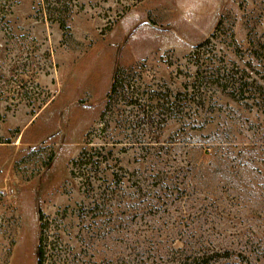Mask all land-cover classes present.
Returning <instances> with one entry per match:
<instances>
[{"label": "rangeland", "instance_id": "rangeland-1", "mask_svg": "<svg viewBox=\"0 0 264 264\" xmlns=\"http://www.w3.org/2000/svg\"><path fill=\"white\" fill-rule=\"evenodd\" d=\"M1 22L0 264H37L39 211L57 226L48 230L46 264L58 254L75 264H132L145 235L178 223L220 250H239L240 231L253 243L262 236L253 261L264 264V139L252 137L264 133V117L209 71H243L245 81L258 82L254 69L261 68L250 69V55L264 52V0H0ZM121 67L131 70L143 100L194 83L202 90L197 108L181 101L184 111L144 128L140 143L118 126L128 108L114 107L107 134L119 143L106 147L114 161L100 171L110 183L111 172L118 175L115 196L87 214L86 192L69 164L86 138L102 141L100 115ZM223 148L225 161L215 152ZM158 150L159 160L179 168V179L192 176V189L145 214L137 210L154 200L137 198L125 179L145 175L147 153ZM172 237L175 243L164 241L179 246L181 236Z\"/></svg>", "mask_w": 264, "mask_h": 264}, {"label": "trees", "instance_id": "trees-1", "mask_svg": "<svg viewBox=\"0 0 264 264\" xmlns=\"http://www.w3.org/2000/svg\"><path fill=\"white\" fill-rule=\"evenodd\" d=\"M221 25L222 23L218 22L216 28L217 31L220 29ZM0 28L4 33L6 32L4 23H0ZM203 45L204 44H201L198 49L202 48ZM250 57L255 61V64L252 65L250 69L253 70L255 67H258V69L261 68L260 70L254 69V73L258 75V82L252 81L249 83L245 81L243 71L232 72L226 71L225 68H216L215 71L212 69L209 71L211 77L214 79L213 81H215V83H220L219 85L221 87H225L223 90H231L230 95L236 99L240 98L251 101L253 106H255L264 117V52H262L260 48H257L251 53ZM130 71L131 70L121 67L116 69L114 73L110 89L106 95L105 106L100 115V122L102 125L100 131L104 134L101 138L102 141L100 144L93 142L94 136H92L93 134L91 131L88 132L86 137L91 135L92 138H86L78 156L75 159H72L69 164L70 177L72 179H79L83 190L86 192V199L89 202L87 208H85L87 214L95 213V211L98 210H105L107 201H109L112 196H115L114 187L116 186V177L118 178V175L111 172L110 183L107 179H104V176L100 171V169H108V167L111 166V162L114 161L108 157L111 151L106 147H108V145L115 147V144L119 143L118 139L120 137L107 134V129L110 123L108 119L110 114L114 113L112 112L114 107L123 106L124 108H128V115H122L123 119L121 121L118 119L117 123L120 128H130L129 132L131 133L129 136H126H132L131 140H133V143H140L143 136L146 134L144 133V128L158 125L161 117L164 119L167 117L175 119L177 114L179 112L182 113L186 107L181 105L183 101L184 103H188V105L192 104L196 108L198 107V102L195 100V97L196 95L198 96V93L202 90V88L198 87L201 83H194L190 86H185L183 92L176 93L173 96H165L162 92L155 91L148 97L149 100H143L138 97L137 91L134 90L135 84L130 79ZM198 72L200 73L201 70L198 69ZM201 73H207L206 67ZM201 79L203 80V78ZM115 111L119 113L124 112L119 109ZM129 112H131V114H129ZM118 117L120 118L121 116ZM137 130L142 133L135 134ZM259 132L256 131L252 134V137L255 139L253 141L256 143L258 142V137L264 139V133ZM227 135H229V132H227ZM243 140H247V138L244 136ZM217 141L223 143L220 141V136L217 138ZM215 152H219V155H222L224 152L222 155L223 158H219L221 161H225L226 155L227 158L230 155L229 151L224 148L221 150L216 149ZM250 155L251 153H249L247 157ZM161 156H163L162 150H158L156 153L149 151L146 157V162L149 164L146 169L147 173L136 177L135 179H130V177L125 179L126 182H131L128 187L130 189L132 188V191L137 198L144 199L145 197L154 200V203L152 201L151 203L148 202V204L141 206L140 209L137 210L144 211L145 214H149L147 212L148 210L159 209V205H163L167 200L182 199L184 197L186 199L191 193L192 187L190 186L189 188L188 185L192 184V176H187L185 180L187 183L184 180H181L185 178V176L179 179V168L173 164H168V160H159V157ZM243 159L244 157L241 156L238 158V161H243ZM167 164L171 166H167ZM135 176L136 175L132 174V177ZM175 178H178L179 183L177 184L178 187L173 191L172 184ZM123 179L124 176L120 178L121 182ZM132 184L134 186H132ZM180 184L183 185L182 189L179 186ZM110 186L112 187L110 188ZM128 195L127 198L131 199L130 194ZM188 214L189 208L187 215ZM179 217V220L185 218V216ZM198 218L200 219L201 217L199 216ZM170 219L173 220L172 217ZM176 220L177 218L174 220V223H177L175 222ZM38 222L39 240L37 247V264H46L48 230L50 226H52V222L55 227H57L56 220L53 221L49 216H46L42 211H39ZM197 223L202 224V220H199ZM175 226L174 231H171L168 228H163L155 232L152 230V233H149V236L145 235L143 240L145 237H148L146 244H142L139 248H134L135 250L132 252L134 253L132 264H258L256 261L257 258L261 256L260 242L262 236L257 238L256 242L253 243L251 242L252 240L246 237L243 231H240L237 233L238 244L241 245L239 250L234 248L220 250L212 246V243L208 238L202 236V234H197L196 230L193 231L188 226L187 228H184L182 223L181 225L178 223ZM177 226L182 229H178ZM157 232L160 233V240H158L157 234L155 235ZM54 234L58 233L55 231ZM177 234L181 236V240H178L180 242L179 246H171V243L166 242V240L164 241L166 237H170L171 242L174 241L173 243H175L177 239L175 240L172 236ZM254 256H257L255 262L253 261ZM53 261V264H75V262L68 260L66 257L60 256V254H58Z\"/></svg>", "mask_w": 264, "mask_h": 264}]
</instances>
